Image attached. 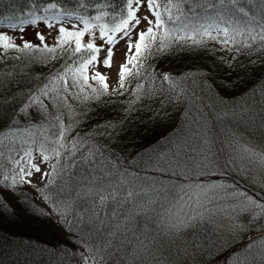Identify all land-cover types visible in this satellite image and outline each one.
I'll use <instances>...</instances> for the list:
<instances>
[{
  "label": "trees",
  "instance_id": "trees-1",
  "mask_svg": "<svg viewBox=\"0 0 264 264\" xmlns=\"http://www.w3.org/2000/svg\"><path fill=\"white\" fill-rule=\"evenodd\" d=\"M158 1L167 11V0ZM49 2L0 0V17L16 18L26 16L31 11L44 15L43 9ZM215 2L200 0L202 4H209L210 11ZM178 3L185 9L196 7L193 0L186 3L172 0L173 13ZM106 4L112 7H105ZM122 5L123 0H83L82 4L81 0H58L57 6L60 11L73 12V16H84L90 23H107L112 27L113 19L104 13H119ZM238 6L245 7L250 15L254 14L258 21L264 22V0H241ZM197 13L202 15L203 10L197 9ZM94 15H101L102 19H91ZM236 39L242 40L244 37L237 35ZM32 44L40 46L39 50H25L22 45L6 52L0 48V53H4L0 56V117L15 114L16 109L25 104L30 90L39 92L45 78L51 79L50 73L60 70L63 63H67L68 68L60 75L72 87L71 81L80 79L76 61H83L89 55L86 52L76 54L71 47L64 51L63 46L55 45L58 52L54 55L61 57L55 59L52 58L53 54L44 52L40 41ZM253 48L255 50L244 48L242 52L224 51L221 44L207 38H197L196 42L189 40L187 45L173 42L166 46L164 52L153 53V58L146 60L143 66H138L134 60L128 71L144 73V68H148L150 74L133 78L126 73V91L123 95L119 91L108 90L107 94L93 92L87 87L82 93L79 85L72 87V94L67 95L63 91L64 80L57 79L49 86L51 99L41 98L47 105V119L36 122L33 116L26 122L17 114V122L27 123L29 127L15 137L7 131L2 135L10 141H17L16 147L20 149L29 147L30 137H41L40 147L62 152V165L66 162L64 157L74 147L73 142L84 140L85 147L78 150L74 158H78L82 152L86 154L89 149H106L105 158L108 155L120 157L121 167L139 173L140 184L156 185L157 191H150L140 199L143 211L137 210L125 229L112 237L113 243L99 253L103 257L99 264H264V214L252 213L250 218L241 215L237 232L244 234V237L234 245H227L218 223V217L223 218L224 212L222 215L209 213L206 206L196 211L187 207L177 211L179 202L175 197L180 192L178 185L191 182L185 177L184 165L171 155L177 138L191 143L192 147L187 151L204 169L196 170L192 174L193 179L208 173L215 166L213 161L217 163L222 158L220 142L235 144L238 134L264 131V46L253 45ZM45 55L49 56L45 62L47 67L40 59ZM165 73L173 79L190 77L198 93L195 100L184 99L174 103L176 86L173 81H163ZM89 83L93 88L100 87L91 80ZM137 84L142 86L137 88ZM33 110V106L26 109L28 112ZM193 116H196L198 123H193ZM61 131L65 132L66 138L59 136ZM153 152L167 154L169 162L157 164L155 159L150 161ZM3 161L0 175L7 172L10 175L13 167L10 157H3ZM67 163L71 164V160ZM70 174H74V180H79L83 172L72 169ZM214 181L206 178L197 182ZM62 184L59 178L55 183L47 182L40 189V199L35 197L37 193L33 195L19 190V185L13 189L15 195L13 190L0 187V202H6L0 207V264L84 263L74 254L85 253L86 249L77 245L90 242L94 251L100 247L107 236L106 232L97 235L92 231L89 236L93 226L77 224L71 232L83 233L88 239L80 235L69 236L65 231L68 224L59 227L60 213L51 217L46 214L52 212V205L46 202L45 197L55 200L56 193H60L63 199L65 193L61 191ZM225 185L229 193L236 192L240 196L238 198L242 203L251 201L249 191L241 186L230 182ZM68 192H71V187ZM149 200L156 202L148 206ZM8 205L11 211L6 210ZM252 209L259 211L253 203ZM197 213H205L208 217H201ZM73 215H80L75 204L67 219L71 220ZM70 239L75 243H69ZM64 244L67 245L64 251L54 247Z\"/></svg>",
  "mask_w": 264,
  "mask_h": 264
},
{
  "label": "snow or ice",
  "instance_id": "snow-or-ice-1",
  "mask_svg": "<svg viewBox=\"0 0 264 264\" xmlns=\"http://www.w3.org/2000/svg\"><path fill=\"white\" fill-rule=\"evenodd\" d=\"M187 0H181V3H186ZM83 0H81V4ZM196 5L195 8L189 6L187 9L175 5V12L173 13L172 0H167V11H161V4L158 0H123V5L119 13L105 12V16H110L114 21V27H109L107 23L100 25H90V20L82 15H75V20L78 23H71V28L64 26L65 22H70L73 18V12L60 11L58 9V0H50L47 7L43 9L44 15H36L34 11L29 12L26 16L20 17H0V25H5L8 29H19L21 33L25 30V25L38 26L39 22H43L45 27L51 29L57 27L58 35L55 38L57 45L63 46L64 51H68L69 47L73 48L74 53L80 54L82 52L88 53V58L83 61H76L77 70L80 74V79L75 78L71 81L72 87L80 86V92L83 93L84 88H91L93 92L108 93L107 77L99 71L91 73V76L87 74L86 70L91 66H103L111 68L113 66L114 58V45L119 40L125 41V59L118 68V83L119 91L121 95L126 91L125 79L126 71L128 76L135 78L136 76L149 73L148 68H144V73L139 71H128L129 65L132 59L138 62V66H143L144 62L149 58H153V53L159 54L164 52L166 46L176 42L183 45H187L189 40L196 42L197 38L203 40L207 38L210 41H215L222 46L224 51L235 50L242 52L244 48L255 50L253 45L258 47L264 46V22L258 21L256 16L250 15L249 10H246L243 6H238L241 0H216L215 4L211 5L213 10L210 11L208 3H200V0H193ZM105 7H112L111 4H106ZM145 8L147 15L140 17L137 13L141 8ZM56 9L49 15L50 10ZM197 9H202L203 14L199 15ZM100 11V8H97ZM264 11V10H262ZM18 20V23L14 22ZM91 19L99 21L102 19L101 15H94ZM146 23L148 26L146 29H140V25ZM82 24L83 28L78 26ZM99 28L98 38L103 42L101 45H96L94 40L97 38L94 34V29ZM133 32H136V36L133 37ZM89 34L92 36V40L83 44L82 38ZM240 35L244 37L242 40H237L236 36ZM37 39L41 42L45 53L53 54L52 58L61 59L59 56H55L58 52V48L55 46H48L45 43L44 34L39 31L36 32ZM23 49H37L38 45H33L29 41H24L21 36ZM135 41V42H134ZM0 48L5 52L8 49L17 48L12 42V38L5 34H0ZM107 44V53L105 58L100 61L99 53L103 51L104 44ZM143 46V47H142ZM133 48L135 51L133 52ZM4 53H0V56ZM41 59L43 66L47 67L45 63L49 56L45 55ZM2 62V61H0ZM35 63V61H33ZM68 68L67 63L62 64V68L54 73H50L51 79L45 78L44 82L40 85V91L37 92L34 89L30 90L29 96L25 104L16 109V113L11 117H0V165L3 164V157H10V163L14 164L18 171L11 177L8 175H0V187H6L9 190H13L17 185L28 184L32 185L33 173L40 174L41 180L47 179L49 184L55 183L59 178L63 184L61 191L65 193L63 199L60 198V193H56V199L52 200L49 197H45L46 202L52 205V212L46 213L49 217L56 213H60L59 227H64L68 224L69 227L65 231L69 236L80 235L84 239L83 233H72L71 229L77 224L92 225L90 230L94 231L97 235L107 233V236L103 238V243L96 251L93 250L91 243H83L77 245L78 247H85V253L74 254L78 259L83 260L84 264H89V261L99 264V260L103 257L99 253L103 252L105 248L113 243L112 237L124 230L128 220L137 210L143 211V205L140 203V199L146 196L150 191H157L155 184L143 185L139 183V173H136L130 169H126L120 166V157H114L108 155L106 157V149H96L95 151L89 149L86 154L83 152L78 158H74L78 150L85 147L86 142L84 140L74 141V147L70 151L69 155L65 156V163H60V158L63 155L61 151L54 148L44 149L40 147L41 137L35 139L29 138L27 148H17L15 140H8L3 137V132L7 131L11 136L15 137L22 130L29 127L27 123L21 124L16 120V115L22 116L25 121H29L35 116L36 122L46 120L45 113L47 112V105L43 103L44 99H51L49 93V86L53 84L57 79L64 80V77L60 75V72ZM66 74V73H65ZM89 79L93 84H98L100 87L93 88L89 83ZM163 81H173L176 86V99L174 103L182 102L184 99L195 100L198 95L195 87L191 83V78L186 77L180 80L178 77H173L167 73L163 74ZM141 84H137L136 87H141ZM72 87H69L67 80H64L63 91L67 95L72 94ZM151 94V93H149ZM88 99L87 96L84 97ZM67 99V96L64 97ZM39 105V107H34ZM29 106H33V112H28L26 109ZM193 107L195 105L193 104ZM193 123H198L196 116L192 118ZM60 137H65V132L59 133ZM66 138V137H65ZM62 147V145H61ZM192 147L191 143L186 140L177 138L175 148L172 149V145L169 144V148L172 149L171 155L176 157L182 165H184L185 177L188 180H192V174L196 170H204L200 168V162L195 159L187 149ZM8 149L9 151H5ZM39 156L36 160L33 158V152ZM199 152V149H194ZM245 152L249 156L255 158L259 156L260 160L264 162V156L259 153L252 152L245 148ZM50 153L49 154H46ZM183 153L181 156L180 154ZM51 156L56 158V163L52 165L51 171H45L41 164L47 165ZM187 157V159H185ZM157 164L161 162H169L167 154L161 152H153L149 157V160H153ZM71 160V164L67 163ZM213 161V165H215ZM72 169H79L83 172V175L79 180H74L73 175L70 174ZM19 177L17 179L16 177ZM71 187V192H68V188ZM180 192L176 193L175 200L181 204V211L184 207L191 208L196 211L197 208H204L206 202H212L213 200L220 199L219 194L211 192L209 189L203 187L195 182L178 185ZM37 194H41V190L37 189ZM13 190V195H15ZM187 197V199H185ZM156 201H147L148 206H151ZM6 202H0V207L4 206ZM250 203L256 204V207L264 209V205L257 203L256 201H250ZM76 205L80 211V215H73L71 220L67 219L69 211ZM11 211V206L8 205L7 209ZM14 214V213H12ZM179 215V214H178ZM200 215V213H197ZM194 219V217H193ZM183 223V221L181 222ZM69 243H75L74 240H69ZM60 251H64L67 245H58ZM264 256V253H262Z\"/></svg>",
  "mask_w": 264,
  "mask_h": 264
},
{
  "label": "rangeland",
  "instance_id": "rangeland-1",
  "mask_svg": "<svg viewBox=\"0 0 264 264\" xmlns=\"http://www.w3.org/2000/svg\"><path fill=\"white\" fill-rule=\"evenodd\" d=\"M142 2H145V0H142ZM161 4V11L166 12V9L163 7L162 3L158 1ZM56 9L50 10L49 15H51L52 12H55ZM44 14V12H43ZM147 11L145 8H141L140 11L137 13L138 16L143 17L144 15H147ZM9 17V16H8ZM7 18V17H5ZM14 22L18 23V20L14 19ZM71 23H78L75 20V16H73L72 20L70 22H65L64 26L66 28H71ZM104 23H90V25H100ZM78 26L83 28L82 24H78ZM146 23H142L140 25V29H146L147 28ZM57 27H53L51 29L45 27V24L43 22H39L38 26L34 27L31 25H25V30L23 33L19 31V29H8L5 25H0V34L8 35L12 38V42L16 45H22L21 36L23 37L24 41L29 42H36L39 41L36 36V32L39 31L40 33L44 34L45 36V43L48 46H55L56 43V37L58 35ZM114 27V26H112ZM94 34L97 37L94 40V43L96 45H101L103 42L98 38L99 36V28L96 27L94 29ZM133 37L136 36V32H133ZM90 40H92V36L89 34H86L82 38V43L86 44ZM135 42V41H134ZM2 43V42H0ZM107 44H104V49L101 51L99 55V60L102 61L107 53ZM114 58H113V66L111 68L103 67V66H91L89 69L86 70L89 77L91 76L92 72L99 71L102 74H104L107 77V84H108V90L114 91L116 88L119 87L118 83V68L122 62H124L125 59V41L119 40L118 43L114 45ZM135 49L133 48V52ZM129 60H131V64L129 65L128 70L131 68V66L134 63V59L132 57H129ZM127 73V71H126ZM91 80V79H89ZM235 138L237 141L236 143H230L228 142L225 144V142L219 143V149L222 151L221 159L217 161L215 166L210 170L208 173H203V175H200L198 177H194L190 182H195L197 184L202 185L203 187L209 189L211 192H215L219 194L221 197L220 199L213 200L212 202H206V211L209 213H219L221 214L224 212L223 218L221 216L218 217V223L221 225V233H224L225 236H223V239L225 240V243L228 245H234L236 244L241 238L244 237V234H239V222L241 220V215L245 214L250 218L252 213H258L262 212L260 215L264 214V209L258 208L259 211L254 212V209H252V203L249 201L246 203H242L241 200L238 198L240 196L237 195L236 192L229 193L228 187L225 185L226 182L230 183H236L237 186H241L245 191H249V197L251 201H256L259 204L264 205V162H262L259 158V156L253 158L251 156L247 157L249 155L247 152L244 151L245 148L251 150L252 152L259 153L261 156H264V131H259L255 133H247V134H241L236 135ZM225 149V153H224ZM51 155L50 153H47ZM33 158L38 160L39 156L36 154V152H33ZM253 158V159H249ZM257 163H256V161ZM55 161V157L51 156L50 161L47 165L41 164V167L45 171H50L51 166L53 162ZM18 171L16 166L13 164V167L11 169V174L9 175V172L5 173L9 176L10 180L13 175ZM209 176V177H208ZM19 179V177H16ZM215 179L216 181L211 183H198L197 181H201L203 179ZM47 179L41 180L40 174L33 173L32 177V185L29 186L28 184L19 185V190H22L24 192H30L33 195H36L37 189L43 188L46 183ZM251 182V183H250ZM227 187V189H226ZM6 188V187H3ZM14 189H17L15 187ZM37 199H40L42 196L36 195ZM256 205V204H255ZM177 211H181V204L177 203ZM201 217H208L205 213H200ZM222 215V214H221ZM216 216V215H215ZM213 221H215L213 218L214 216L210 217ZM228 233V234H226ZM79 263V262H78ZM77 263V264H78ZM84 264V263H79ZM89 264H92L91 261H89Z\"/></svg>",
  "mask_w": 264,
  "mask_h": 264
}]
</instances>
